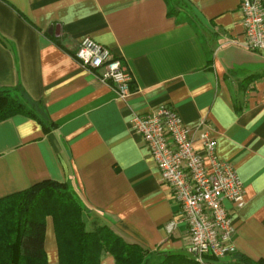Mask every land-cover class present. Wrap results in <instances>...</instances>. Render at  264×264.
Here are the masks:
<instances>
[{"label": "crops", "instance_id": "crops-1", "mask_svg": "<svg viewBox=\"0 0 264 264\" xmlns=\"http://www.w3.org/2000/svg\"><path fill=\"white\" fill-rule=\"evenodd\" d=\"M0 0V88L20 86L36 118L0 122V198L43 180L72 185L89 220L152 254L193 258L178 208L131 121L166 105L215 141L244 191L231 213V252L264 261V55L243 48L240 0ZM84 38L133 76L121 98L73 58ZM231 209L230 204H226ZM232 210V209H231ZM47 264H58L50 217ZM149 255L144 264L161 262ZM99 264H115L105 254Z\"/></svg>", "mask_w": 264, "mask_h": 264}, {"label": "built area", "instance_id": "built-area-1", "mask_svg": "<svg viewBox=\"0 0 264 264\" xmlns=\"http://www.w3.org/2000/svg\"><path fill=\"white\" fill-rule=\"evenodd\" d=\"M239 12L240 44L264 55V0H240ZM73 58L83 69L98 73L99 80L121 98L129 95L133 76L108 48L84 38ZM131 130L145 144L161 184L178 208L170 226L184 227L188 252L199 264L204 256L227 257L234 235L231 213L244 205V191L233 166L217 158L215 141L204 134L199 139L201 149H195L192 129L166 105L134 117Z\"/></svg>", "mask_w": 264, "mask_h": 264}, {"label": "trees", "instance_id": "trees-1", "mask_svg": "<svg viewBox=\"0 0 264 264\" xmlns=\"http://www.w3.org/2000/svg\"><path fill=\"white\" fill-rule=\"evenodd\" d=\"M165 2L167 14L177 15L181 1ZM37 106L20 86L0 88V122L16 115L35 119ZM47 217L53 223L58 264H99L105 254L115 264H144L149 255L162 258L155 264H199L181 254H152L123 242L105 224L88 221V209L72 185L53 180H43L0 198V264H47L44 251ZM202 260V264L217 261L210 256ZM228 264H264V261L240 256Z\"/></svg>", "mask_w": 264, "mask_h": 264}]
</instances>
